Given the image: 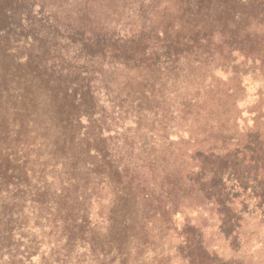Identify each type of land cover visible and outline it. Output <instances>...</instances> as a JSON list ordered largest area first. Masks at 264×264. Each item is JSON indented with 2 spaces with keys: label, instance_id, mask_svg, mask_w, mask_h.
<instances>
[{
  "label": "trees",
  "instance_id": "1",
  "mask_svg": "<svg viewBox=\"0 0 264 264\" xmlns=\"http://www.w3.org/2000/svg\"><path fill=\"white\" fill-rule=\"evenodd\" d=\"M8 2L0 0V7ZM153 3L152 15L140 13L134 30L121 36L113 16L80 24L96 51L91 74L106 80L107 108H145L147 115L120 128L121 147L110 143L116 130L102 118L89 117L81 133L80 107L94 112L98 104L96 80L86 85L87 99L71 111L73 168L98 184L83 192L82 202L101 183L111 186L112 208L140 207L168 222L184 208L199 218L215 215L211 227L182 224L169 248L161 237L132 240L137 257L145 252L141 264H264V110L244 129L236 115L247 77L240 67L259 62L264 69V0ZM3 14L11 17L9 3ZM142 121L150 128L142 129ZM180 122L186 129L172 140L169 130L183 128ZM208 126L210 134H197Z\"/></svg>",
  "mask_w": 264,
  "mask_h": 264
},
{
  "label": "rangeland",
  "instance_id": "2",
  "mask_svg": "<svg viewBox=\"0 0 264 264\" xmlns=\"http://www.w3.org/2000/svg\"><path fill=\"white\" fill-rule=\"evenodd\" d=\"M122 1L9 0L12 15L6 20L3 10L8 3L0 7V21L5 20L0 22V264H141L145 252L137 257L132 240L161 237L169 248L174 230L185 222L207 227L216 222L214 214L199 218L188 208L171 222L147 215L140 207L112 208L107 205L111 186L101 183L86 204L82 202L83 192L90 193L98 184L91 183L88 172L79 174L73 168L71 111L79 100L87 99L82 94L86 85L96 80L90 85L97 87L98 104L94 112L89 106L80 107L85 117L81 133L87 131L89 117L102 118L105 126L116 130L109 133L110 143L121 147L120 128L133 116L147 117L145 108L127 107L124 113L107 108L106 80L91 74L96 51L80 25L83 20L88 27L103 24L113 16L121 36L134 30V18L140 13L151 16L155 6L154 0ZM109 62L115 64L113 58ZM240 68L247 77L237 94L240 114L236 115L238 127L244 129L264 110V69L259 62ZM141 123L142 129L150 128ZM180 124L184 127L169 130L172 140L178 130L186 129L185 123ZM209 127L197 134H210ZM150 222L156 227L143 230L142 224Z\"/></svg>",
  "mask_w": 264,
  "mask_h": 264
}]
</instances>
